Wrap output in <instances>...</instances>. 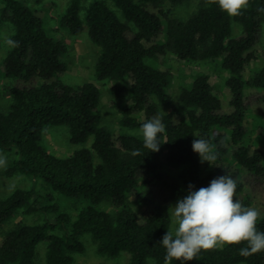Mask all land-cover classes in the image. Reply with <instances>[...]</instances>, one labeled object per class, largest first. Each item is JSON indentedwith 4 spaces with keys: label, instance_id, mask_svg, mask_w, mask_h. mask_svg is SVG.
Wrapping results in <instances>:
<instances>
[{
    "label": "trees",
    "instance_id": "16d2710c",
    "mask_svg": "<svg viewBox=\"0 0 264 264\" xmlns=\"http://www.w3.org/2000/svg\"><path fill=\"white\" fill-rule=\"evenodd\" d=\"M1 1L0 22L13 26L1 71L13 83L8 88L12 103L0 111V150L12 156L4 173L22 174L31 184L0 198V227L20 210L42 220L16 224L4 234L0 264H73V254L85 250L84 235H90L102 255L127 252L126 264H148L149 259L164 264L166 249L159 242L171 229L170 206L188 194L189 184L207 187L225 174L237 180L235 199L259 212L256 227L264 231V151L249 136L264 133V12L258 10L264 0H248L236 16L212 0H200L184 20L169 17L163 0H111L120 14L102 0H90L84 16L83 0H69L59 25L72 35L86 25L100 48L96 77L130 80L126 97L117 104V133L101 124V91L95 83L73 86L59 79L67 70L65 42L25 1ZM233 21L241 26L236 35ZM169 54L226 72L230 110L214 93L209 75L193 71L172 110L162 112L160 103L171 98L167 87L172 75L160 68V57ZM255 60L261 62L246 78V68ZM254 106L259 111L248 127L245 119ZM156 116L165 131L159 151L151 152L143 145L140 127ZM48 125H67L70 142L82 146L56 155L43 138ZM194 134L209 141L215 161L201 163L192 149L198 139ZM91 136V144L84 145ZM161 151L169 163L184 167L180 177L163 169ZM132 195L146 207L142 216L129 202ZM61 197L74 202L75 214L62 208ZM247 246L246 241L224 243L201 249L192 261L173 259L171 264H264V250L240 255Z\"/></svg>",
    "mask_w": 264,
    "mask_h": 264
},
{
    "label": "rangeland",
    "instance_id": "374dc122",
    "mask_svg": "<svg viewBox=\"0 0 264 264\" xmlns=\"http://www.w3.org/2000/svg\"><path fill=\"white\" fill-rule=\"evenodd\" d=\"M29 6L35 9L36 14L41 16L45 21L51 34L62 39L66 44V52L63 60L67 64V70L63 72L59 79L64 83L77 86L86 81L95 83L101 91L99 109L101 113V124L114 133H117L119 129V118L120 113L117 109V104L126 97V91L130 84L129 78L123 80H115L111 78H105L99 80L95 75V63L100 53V48L96 45L89 37L86 25L83 31L78 35H72L68 33L64 28L59 25V16L64 11L69 0H23ZM90 0H83L80 15L84 16L85 9ZM110 7L116 10L118 14L120 11L115 8L111 0H102ZM200 0H185L179 4H172L168 0H163V8L169 12L171 18L186 19L193 14L198 8ZM2 1L0 0V9L2 7ZM233 34H238L241 31L239 23L232 22ZM13 32V26L7 21L0 22V111H7L9 105L12 103V97L8 93V88L13 83V80L5 77L1 71V63L5 58L8 50L10 49L9 37ZM264 42V37L261 39ZM148 45V43H145ZM263 45L259 44L257 50ZM258 53V51H257ZM160 68L167 70L172 75V81L167 87L168 93L171 98L168 102L160 103V109L162 112H169L172 110L173 105L177 102L180 91L189 82V76L193 71H202L209 75V82L212 85L214 93L221 99L224 109L230 110L229 106V90L225 86L224 78L226 72H219L209 63L196 61V62H181L178 61L173 55H168L164 60L160 57ZM260 60L251 61L245 71V76L248 78L254 69L257 67ZM114 90H118L117 93ZM250 114L246 116L245 124L251 127L254 123L255 114L259 111V107H252ZM250 138L258 148L264 151V133L258 134L256 131L249 133ZM44 141L50 148V150L58 156H64L71 154L74 149L82 145H73L69 139V128L67 125H48L44 129ZM93 140L91 136L86 144L90 145ZM0 155L6 157L5 166H0V198L6 196L8 193L16 188H28L31 184V180L22 174H14L7 176L4 173V169L8 165L11 155L0 150ZM159 159L162 163L163 169L168 171L170 174L180 177L184 170L182 166H176L169 163L164 152L161 151ZM181 179V178H180ZM65 202H62V208L70 210L75 214L73 207L74 202H66L68 199L61 197ZM255 205H258L261 201L260 197H255ZM129 202L132 205L135 213L142 216L146 207L141 205L135 198V196L129 197ZM259 202V203H258ZM257 203V204H256ZM174 205V204H173ZM172 206V205H171ZM259 206V205H258ZM111 210V208H108ZM172 208L170 207V213ZM171 230H175L177 225L175 223L174 216L171 215ZM42 220V216L39 214L27 215L21 210L16 212L10 219L5 221L0 227V241L4 234L19 223H36ZM82 241L85 250L81 253H74L73 264H126L129 259L127 252H121L117 256L110 257L102 255L97 250V243L90 237V235L82 236ZM39 256L43 257L45 243L39 244ZM223 244H218L221 246ZM148 264H157L154 260L149 259ZM238 264H246L244 262Z\"/></svg>",
    "mask_w": 264,
    "mask_h": 264
},
{
    "label": "clouds",
    "instance_id": "9594fccd",
    "mask_svg": "<svg viewBox=\"0 0 264 264\" xmlns=\"http://www.w3.org/2000/svg\"><path fill=\"white\" fill-rule=\"evenodd\" d=\"M230 16L241 14L248 0H212ZM264 12V8L258 9ZM165 125L159 116L141 124L140 134L143 145L151 152L160 148V134ZM192 149L199 154L201 163L209 164L217 159L209 141L194 134ZM6 157L0 155V166H5ZM237 180L225 174L212 179L207 187L195 189L189 184L188 194L170 206L171 215L177 225L173 231L167 229L159 243L166 249L164 264L173 259L192 261L201 249H212L218 244H239L247 242V247L239 250L240 255L249 256L264 250V231L256 227L259 212L244 206L235 199Z\"/></svg>",
    "mask_w": 264,
    "mask_h": 264
}]
</instances>
